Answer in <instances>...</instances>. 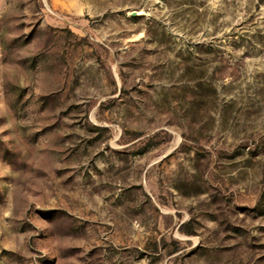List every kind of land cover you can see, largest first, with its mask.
Returning <instances> with one entry per match:
<instances>
[{
    "label": "rangeland",
    "instance_id": "374dc122",
    "mask_svg": "<svg viewBox=\"0 0 264 264\" xmlns=\"http://www.w3.org/2000/svg\"><path fill=\"white\" fill-rule=\"evenodd\" d=\"M0 264H264V0H0Z\"/></svg>",
    "mask_w": 264,
    "mask_h": 264
}]
</instances>
